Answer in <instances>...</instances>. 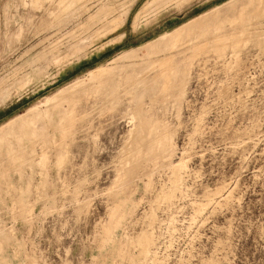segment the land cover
<instances>
[{"label":"rangeland","instance_id":"1","mask_svg":"<svg viewBox=\"0 0 264 264\" xmlns=\"http://www.w3.org/2000/svg\"><path fill=\"white\" fill-rule=\"evenodd\" d=\"M0 264H264V0H0Z\"/></svg>","mask_w":264,"mask_h":264},{"label":"bare ground","instance_id":"2","mask_svg":"<svg viewBox=\"0 0 264 264\" xmlns=\"http://www.w3.org/2000/svg\"><path fill=\"white\" fill-rule=\"evenodd\" d=\"M161 138V137H160ZM155 141V140H154Z\"/></svg>","mask_w":264,"mask_h":264}]
</instances>
